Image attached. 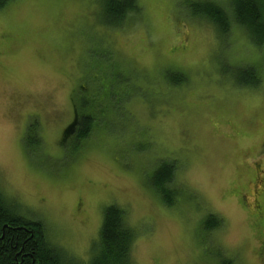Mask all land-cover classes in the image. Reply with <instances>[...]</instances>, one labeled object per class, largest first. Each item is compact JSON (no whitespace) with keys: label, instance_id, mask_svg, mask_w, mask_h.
<instances>
[{"label":"rangeland","instance_id":"obj_1","mask_svg":"<svg viewBox=\"0 0 264 264\" xmlns=\"http://www.w3.org/2000/svg\"><path fill=\"white\" fill-rule=\"evenodd\" d=\"M196 1L135 0L138 11L119 26L106 22L103 0H10L0 8V106L3 126L12 131L0 191L20 213L40 221L48 242L78 264H90L100 248L103 212L112 204L125 211L132 247L146 251L149 264H236L238 253L227 255L214 239L226 218L211 209L212 200L235 201L247 213L241 221L233 211L228 226L241 245L238 264H264V163L251 155L253 147L264 150V100L232 86L261 84L264 42L255 44L234 22L220 34L212 21L191 12ZM211 1L230 10L231 0ZM247 65L259 68L261 80L239 85L235 74ZM177 73L186 79L172 84ZM92 84L93 96L105 98L102 115L89 112L80 95ZM129 89L139 90L145 108L112 103ZM53 94L68 98L57 123L43 116ZM77 113L93 119L83 139L76 128L64 132ZM36 119L44 121L42 134L56 131L54 144L40 139L28 146ZM136 119L144 131L131 135ZM245 138L252 143L243 146ZM155 144L166 155H154ZM45 146L57 161L46 157L44 169H37L32 153ZM161 161L173 162L174 181L177 173L183 183H175L181 192L172 205L149 184ZM195 184L203 190L192 189ZM36 204L44 211L34 213ZM208 214L221 222L207 233L202 222ZM92 236L98 242L89 250L85 242ZM132 262L139 264L135 257Z\"/></svg>","mask_w":264,"mask_h":264},{"label":"trees","instance_id":"obj_2","mask_svg":"<svg viewBox=\"0 0 264 264\" xmlns=\"http://www.w3.org/2000/svg\"><path fill=\"white\" fill-rule=\"evenodd\" d=\"M8 1L0 0V8ZM103 6L106 22L113 26L121 25L127 14L138 11L135 0H103ZM191 12L212 21L222 35L229 32L234 22L248 32L255 44L264 42V0H231L230 10L214 1L201 0L191 5ZM257 69L254 65L238 69L235 82L239 85L257 84L261 80ZM185 79V75L177 73L171 83L178 84ZM76 118V138L83 139L88 136L93 119L77 113L70 125L66 126L65 134L74 129L72 123ZM175 168L173 162L161 161L149 177V184L167 205L174 204L181 192L180 186L174 183ZM220 222L219 217L208 214L202 222L204 232L217 229ZM133 240L134 233L126 224L125 211L118 205L107 206L99 230L100 248L92 256L90 264H133L129 255ZM0 264L78 263L68 258L62 249L51 245L43 224L20 213L17 204L5 198L0 191ZM222 264L230 262L223 261Z\"/></svg>","mask_w":264,"mask_h":264},{"label":"snow or ice","instance_id":"obj_3","mask_svg":"<svg viewBox=\"0 0 264 264\" xmlns=\"http://www.w3.org/2000/svg\"><path fill=\"white\" fill-rule=\"evenodd\" d=\"M55 86L53 85V88ZM95 85H86L84 89L80 90V95L83 97H86L89 101L88 111L94 112L96 115H102V101L105 99L102 94H99L97 96H93L90 88H94ZM261 95L264 97V88H261ZM127 102L128 106H138L140 108H145L146 105L143 102L142 94L139 92L138 89H129L127 93L123 96V99L117 95L112 98L113 104H123ZM68 110V98L66 94H53L52 103L49 105L46 112L43 113L44 120L51 121L52 123H57L63 120V117L65 113ZM115 123V121H114ZM143 121L136 119L134 121H130V128L134 131L131 133V135H136L138 132H143L144 130L139 127L140 124H142ZM30 126L34 130V135L31 143L28 145L29 147H35L38 145L39 140L43 139L48 142L49 145L54 144L55 141L58 138V135L56 134V131L53 129L48 133H41V128L44 126V121L40 119H36L31 122ZM12 135V131L10 128H5L3 126V111L2 106H0V165L4 163L5 155L7 151V144L8 139ZM39 137V138H36ZM131 137L128 133H126L123 136L124 140H129ZM14 141L18 144V140L14 138ZM116 137L113 138V142H115ZM163 154V153H161ZM65 152L63 150L60 151L59 156L62 158L64 157ZM251 155L253 157H256L260 162L264 163V150H257L255 147L251 150ZM49 158L52 161H57V153L51 149V147L45 146L43 152L40 151H34L32 153V163L33 167L37 169L43 170L44 167H42V164L45 160V158ZM150 158V157H149ZM186 163L187 161L182 158ZM255 167V164L252 165ZM182 170V169H181ZM49 175L52 174V172L49 170ZM245 191H248V189H245ZM254 194V193H253ZM32 211L34 213H40L43 212L44 209L40 204L32 205ZM229 216L232 215V213H228Z\"/></svg>","mask_w":264,"mask_h":264},{"label":"clouds","instance_id":"obj_4","mask_svg":"<svg viewBox=\"0 0 264 264\" xmlns=\"http://www.w3.org/2000/svg\"><path fill=\"white\" fill-rule=\"evenodd\" d=\"M213 51L209 54L210 56L212 55ZM226 56L230 62L234 63L229 58V55L227 53H226ZM219 76H220V74H219ZM220 78L222 80H227V79H223L221 76H220ZM228 81H231V80H228ZM232 86L234 88H238L241 90H247L248 92L254 94L255 97L257 98V100H264V97H262L261 91H260L261 88H264V79H262L261 84L255 88L250 87V86L237 87V86H234L233 83H232ZM4 127L7 128L8 125L5 124ZM241 143L243 146H248L252 143V139L251 138H245L244 140H242ZM154 155L164 156L166 154H161L159 146L157 144H155ZM253 158H255V157H253ZM182 169H184V168H182ZM180 170H178L177 172H179ZM174 183H177V184L182 183V181L177 179V173H176V178H175ZM191 188L196 190L197 192H199L198 190H200V191L203 190L202 186L198 185V184L193 185ZM248 199L251 202L254 199V194L250 192ZM207 202L213 211L221 214L222 216H224L226 218V225L220 229L213 231L214 239H215L216 243L219 244L225 250V253L227 255H232V254L238 253V257H237V261H236V264H238V261L240 259L241 245H240V242L238 240L233 239L228 232V226L231 223V217H232V215L229 216L228 213H233V211H234L241 221H243L246 218L247 213L244 209H241L235 201H232L231 203H228V204L221 202L219 200H212V201H207ZM197 219H198V214H196L194 217L192 216L193 227L195 226ZM249 235L251 236V234H249ZM93 242H98L96 236H92L86 240V242H85L86 247L89 250L91 249ZM197 247L202 252L203 246H197ZM129 255H130V257H135V259L137 261H139V264H149L146 251H137L133 247L130 246ZM90 259H91V257H89V261H90ZM86 264H87V262H86ZM245 264H255V262L254 261H245Z\"/></svg>","mask_w":264,"mask_h":264},{"label":"flooded vegetation","instance_id":"obj_5","mask_svg":"<svg viewBox=\"0 0 264 264\" xmlns=\"http://www.w3.org/2000/svg\"><path fill=\"white\" fill-rule=\"evenodd\" d=\"M77 121H78V119L76 118L75 122L72 123V124H73V126H72L73 128L77 125ZM68 125H70V124H68ZM68 125H67V126H68ZM70 127H71V126H70Z\"/></svg>","mask_w":264,"mask_h":264}]
</instances>
